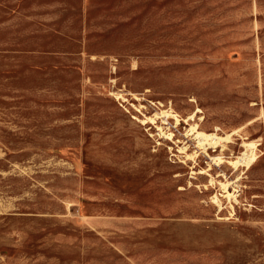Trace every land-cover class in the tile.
Wrapping results in <instances>:
<instances>
[{
	"label": "rangeland",
	"instance_id": "1",
	"mask_svg": "<svg viewBox=\"0 0 264 264\" xmlns=\"http://www.w3.org/2000/svg\"><path fill=\"white\" fill-rule=\"evenodd\" d=\"M0 264H264V0H0Z\"/></svg>",
	"mask_w": 264,
	"mask_h": 264
},
{
	"label": "bare ground",
	"instance_id": "2",
	"mask_svg": "<svg viewBox=\"0 0 264 264\" xmlns=\"http://www.w3.org/2000/svg\"><path fill=\"white\" fill-rule=\"evenodd\" d=\"M193 129H196L195 127ZM203 134V133H202ZM204 135V134H203ZM206 137H211L210 135H207Z\"/></svg>",
	"mask_w": 264,
	"mask_h": 264
}]
</instances>
